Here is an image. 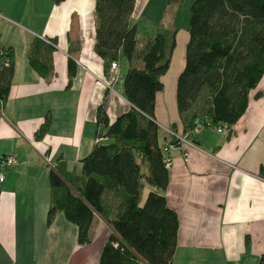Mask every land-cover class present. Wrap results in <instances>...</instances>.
Returning <instances> with one entry per match:
<instances>
[{
  "label": "crops",
  "instance_id": "crops-1",
  "mask_svg": "<svg viewBox=\"0 0 264 264\" xmlns=\"http://www.w3.org/2000/svg\"><path fill=\"white\" fill-rule=\"evenodd\" d=\"M192 1L135 0L130 16L137 51L144 38L175 31L170 66L155 94L159 146L186 132L176 81ZM94 10L95 0H0V47L11 52L14 67L0 111V157L13 154L17 161L0 183V264H97L112 232L97 213L87 243L78 241V227L62 211L47 223L51 189L44 153L80 175V160L94 148L96 133L104 132L98 107L105 98L110 123L127 112L132 104L124 97L123 77L129 66L142 65L139 58L118 56L117 80L106 87L109 66L104 72L94 51ZM30 56L46 63L48 73L36 72ZM69 59L76 64L70 84ZM192 111H200L199 102ZM218 129L205 125L165 153V199L178 218L171 264H259L264 254V73L249 91L244 113L230 128Z\"/></svg>",
  "mask_w": 264,
  "mask_h": 264
},
{
  "label": "trees",
  "instance_id": "trees-1",
  "mask_svg": "<svg viewBox=\"0 0 264 264\" xmlns=\"http://www.w3.org/2000/svg\"><path fill=\"white\" fill-rule=\"evenodd\" d=\"M134 1L95 0L94 10V51L104 61V72L118 56L142 62L141 67L129 66L123 77L124 97L132 107L110 123L104 98L97 122L104 127L102 135L111 141L95 143L80 160V175L61 165L48 174V224L62 211L78 227L80 243L89 241L94 213L111 226L97 264H171L177 240L178 218L165 199V153L153 121L155 94L162 90L160 78L170 66L175 31L144 38L137 51L140 39L130 23ZM181 1L165 0L166 4ZM188 32L184 67L176 81V107L184 132L197 117L208 119L215 127L230 128L244 113L248 93L264 73V0H193ZM6 51L10 64L0 69L2 105L14 72L12 54ZM29 63L39 74L50 69L33 56ZM67 70L70 84L76 72L71 59ZM196 102L199 112L192 111ZM46 126L47 121L36 138ZM176 141L173 136L169 142ZM259 264H264V254Z\"/></svg>",
  "mask_w": 264,
  "mask_h": 264
},
{
  "label": "built area",
  "instance_id": "built-area-1",
  "mask_svg": "<svg viewBox=\"0 0 264 264\" xmlns=\"http://www.w3.org/2000/svg\"><path fill=\"white\" fill-rule=\"evenodd\" d=\"M46 42H50L46 40ZM10 64V57L7 54L6 49L0 47V69L2 67L8 66ZM117 70H118V63L117 61H111L109 64L108 72H107V78L105 80V85L108 89H112L113 84L117 80ZM0 106H2V100H0ZM210 122L208 119H201V118H195L193 120V125L190 129H188L183 135H174V138L177 139L175 143L169 142L165 143L162 146V151L166 153L170 148H173L174 146L186 142L187 137L191 134H194L195 132L202 129L205 125H209ZM220 130V128L218 129ZM107 138L102 135L100 131L96 133V136L94 138V143H100L104 142ZM44 159L46 161V164L49 169H55L57 166V162L53 160L52 156L49 153H44ZM17 163L16 158L13 154H6L4 156L0 157V183L3 182L5 178V173L10 170L15 164ZM164 165L166 168H169L170 163L169 159L164 156Z\"/></svg>",
  "mask_w": 264,
  "mask_h": 264
}]
</instances>
